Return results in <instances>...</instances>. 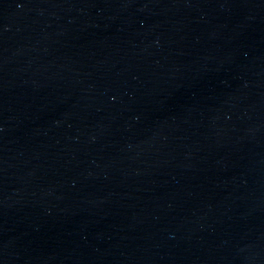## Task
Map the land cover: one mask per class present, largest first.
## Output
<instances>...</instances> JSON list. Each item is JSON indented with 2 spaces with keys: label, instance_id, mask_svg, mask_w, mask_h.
Wrapping results in <instances>:
<instances>
[{
  "label": "water",
  "instance_id": "1",
  "mask_svg": "<svg viewBox=\"0 0 264 264\" xmlns=\"http://www.w3.org/2000/svg\"><path fill=\"white\" fill-rule=\"evenodd\" d=\"M0 264H264V0H0Z\"/></svg>",
  "mask_w": 264,
  "mask_h": 264
}]
</instances>
